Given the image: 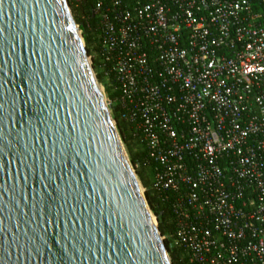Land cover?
Instances as JSON below:
<instances>
[{
  "label": "built area",
  "instance_id": "1",
  "mask_svg": "<svg viewBox=\"0 0 264 264\" xmlns=\"http://www.w3.org/2000/svg\"><path fill=\"white\" fill-rule=\"evenodd\" d=\"M93 12L107 104L145 151L181 263L264 264V0Z\"/></svg>",
  "mask_w": 264,
  "mask_h": 264
},
{
  "label": "water",
  "instance_id": "2",
  "mask_svg": "<svg viewBox=\"0 0 264 264\" xmlns=\"http://www.w3.org/2000/svg\"><path fill=\"white\" fill-rule=\"evenodd\" d=\"M0 264H171L67 0H0Z\"/></svg>",
  "mask_w": 264,
  "mask_h": 264
},
{
  "label": "trees",
  "instance_id": "3",
  "mask_svg": "<svg viewBox=\"0 0 264 264\" xmlns=\"http://www.w3.org/2000/svg\"><path fill=\"white\" fill-rule=\"evenodd\" d=\"M73 18L78 25L83 41L85 43V49L87 54L90 55V47L96 54L95 61L92 62V67L96 70V63L98 61L99 72H97V78L101 80L103 74L100 70V56H99V39L100 30L98 26V19L93 12L96 0H67ZM109 98H114V94L111 88L107 86ZM113 118L117 122L118 130L121 133V139L127 149L130 163L133 166L139 165V169L136 170L144 190L145 199L151 211L157 220V227L161 236H164V246L170 255L171 264H182L180 261L181 251L172 246V233L174 230L173 223L170 219V209L164 204L151 189L152 183V170L150 167L143 163L145 151L141 145L133 141L129 135L128 129L124 123H122L116 113L112 114ZM134 147V150H133Z\"/></svg>",
  "mask_w": 264,
  "mask_h": 264
},
{
  "label": "rangeland",
  "instance_id": "4",
  "mask_svg": "<svg viewBox=\"0 0 264 264\" xmlns=\"http://www.w3.org/2000/svg\"><path fill=\"white\" fill-rule=\"evenodd\" d=\"M78 29H79V27H78ZM79 31H80V29H79ZM81 32V31H80ZM83 43H84V41H83ZM84 45H85V43H84ZM88 57H89V61L91 62V64H92V62L93 61H95V57H96V54H95V52L93 51V49L90 47V55H88ZM99 64H100V62H99ZM93 71H94V73H95V76H96V79H97V82H98V85H99V87H100V90H101V93H102V95H103V98H104V101H105V103H106V105H107V108H108V110H109V113H110V115H111V117L113 118V115H112V113H111V109H110V107H109V105L107 104V100L109 99V96H108V90H107V86H109L108 85V82L106 81V79L104 78V77H102L101 78V80H99L98 78H97V72H99V66H98V61H97V63H96V70H94L93 69ZM116 123V126H115V128H116V130H117V132H118V135H119V137H120V139H121V133H120V131L118 130V127H117V122H115ZM121 142H122V144H123V147H124V149H125V151H126V153H127V156H128V158H129V155H128V152H127V149H126V147H125V145H124V142L122 141V139H121ZM133 150H134V147H133ZM131 167H132V169H133V171H134V173L136 174V170H138L140 167H139V165L137 164L136 166H133L132 164H131ZM136 176H137V178H138V180H139V184H140V187H141V191L144 193V187H143V185H142V183H141V181H140V179H139V177H138V175L136 174ZM152 212V211H151ZM152 214H153V212H152ZM154 215V214H153ZM162 237V236H161ZM162 240H164V238L162 237ZM167 251V250H166ZM167 253H168V251H167ZM168 255H169V253H168ZM169 257H170V255H169ZM171 259V258H170Z\"/></svg>",
  "mask_w": 264,
  "mask_h": 264
}]
</instances>
